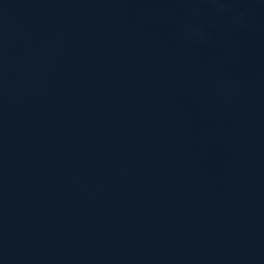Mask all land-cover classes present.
Instances as JSON below:
<instances>
[{
  "label": "water",
  "instance_id": "water-1",
  "mask_svg": "<svg viewBox=\"0 0 264 264\" xmlns=\"http://www.w3.org/2000/svg\"><path fill=\"white\" fill-rule=\"evenodd\" d=\"M0 264H264V0H0Z\"/></svg>",
  "mask_w": 264,
  "mask_h": 264
}]
</instances>
